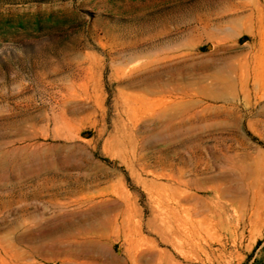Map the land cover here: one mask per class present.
I'll list each match as a JSON object with an SVG mask.
<instances>
[{"label": "rangeland", "instance_id": "1", "mask_svg": "<svg viewBox=\"0 0 264 264\" xmlns=\"http://www.w3.org/2000/svg\"><path fill=\"white\" fill-rule=\"evenodd\" d=\"M263 236L264 0H0V264Z\"/></svg>", "mask_w": 264, "mask_h": 264}, {"label": "trees", "instance_id": "2", "mask_svg": "<svg viewBox=\"0 0 264 264\" xmlns=\"http://www.w3.org/2000/svg\"><path fill=\"white\" fill-rule=\"evenodd\" d=\"M241 264H264V236L257 239Z\"/></svg>", "mask_w": 264, "mask_h": 264}]
</instances>
